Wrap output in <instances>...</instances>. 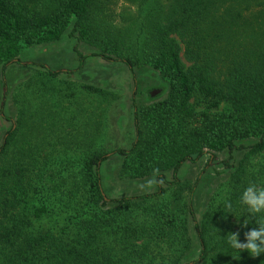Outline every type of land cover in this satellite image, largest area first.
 I'll return each instance as SVG.
<instances>
[{"label":"trees","instance_id":"obj_1","mask_svg":"<svg viewBox=\"0 0 264 264\" xmlns=\"http://www.w3.org/2000/svg\"><path fill=\"white\" fill-rule=\"evenodd\" d=\"M120 1L133 8L118 24ZM72 21L77 40L99 49L84 56L75 45L79 70L93 57L120 63L136 86L146 65L166 96L133 100L134 144L108 154L99 145L115 96L39 66L0 143V264H264L227 243L258 227L239 201L264 187V0H0V69L38 67L22 51L60 42ZM206 153L207 165L225 154L230 172H213L224 180L198 219L191 195L202 180L178 176ZM113 156L117 178H155V193L111 199L101 168ZM185 199V216L173 215Z\"/></svg>","mask_w":264,"mask_h":264},{"label":"rangeland","instance_id":"obj_2","mask_svg":"<svg viewBox=\"0 0 264 264\" xmlns=\"http://www.w3.org/2000/svg\"><path fill=\"white\" fill-rule=\"evenodd\" d=\"M126 6L133 8L128 2L124 3L123 1H120L117 6L113 7L114 13L117 15V18H113L116 23H121L118 17L119 14H126V18L130 17ZM73 24L74 22L72 21L68 31L60 42L35 46L22 51L20 60L38 67L23 69L20 66L13 65L5 70L0 69V105L3 93L7 91L4 114L2 115L0 111V143L6 130L10 128L11 121L14 122V117L17 113L13 101L14 97L24 90L29 80H33V77L37 75L36 73H45L39 67L41 65L46 66L53 72L61 73L59 79L62 81L72 82L77 85H90L110 92L115 96V101L110 105L111 107H109L106 115L104 135L100 138L101 141L98 140L100 141L99 148L108 154L117 150L127 151L134 144L133 118L135 110L132 104L133 100L136 101L139 108L143 105H151L153 102L161 101L165 98L166 92L164 90L167 88V82L158 72L153 71L146 65L137 67L135 70L134 79L136 80V86H134V80L128 68L120 63H109L101 58L93 57L89 58L83 69L79 70V60L73 51L75 45L78 44L79 52L84 56L98 54L99 49L83 41L79 42L77 34L73 32ZM73 111L71 109V112ZM70 116V113H68V117ZM208 158L209 155L206 153L199 163H186L182 166L178 176L181 182H188L191 187L197 180H202L201 187L193 190L194 193L191 195L193 210L198 219L205 209L207 198L224 180V178H218L213 172H230L224 171L223 166L220 164L226 158L225 154L218 156L216 163L210 162L209 165H207ZM236 159L240 160L241 158L237 156ZM257 162L258 160H254L253 164ZM120 165L121 158L113 156L101 168V172H104L105 193L111 199L155 193V178L144 180H120L117 178ZM204 172H209V174L204 176ZM165 178L171 181L170 173H166ZM170 194L171 192L167 194V197L172 202ZM187 204V199L184 201L180 200V202L173 205L177 209L173 208L172 214L185 216V206ZM191 226L192 224H190L189 230L193 236V228Z\"/></svg>","mask_w":264,"mask_h":264},{"label":"clouds","instance_id":"obj_3","mask_svg":"<svg viewBox=\"0 0 264 264\" xmlns=\"http://www.w3.org/2000/svg\"><path fill=\"white\" fill-rule=\"evenodd\" d=\"M239 203L248 213V217L254 218L258 227L244 233L245 242L239 241L237 232L227 237V243L230 248L238 250L239 253L247 252L249 257L255 259L264 254V187H257L255 184L248 186L242 192ZM225 208L231 214L232 204L226 201ZM248 217L244 218L241 228L250 223Z\"/></svg>","mask_w":264,"mask_h":264}]
</instances>
